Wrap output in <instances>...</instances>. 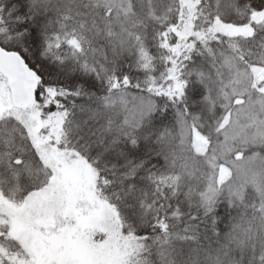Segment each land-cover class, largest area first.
Segmentation results:
<instances>
[{"label": "snow or ice", "instance_id": "6c2138e0", "mask_svg": "<svg viewBox=\"0 0 264 264\" xmlns=\"http://www.w3.org/2000/svg\"><path fill=\"white\" fill-rule=\"evenodd\" d=\"M0 264H264V0H0Z\"/></svg>", "mask_w": 264, "mask_h": 264}]
</instances>
